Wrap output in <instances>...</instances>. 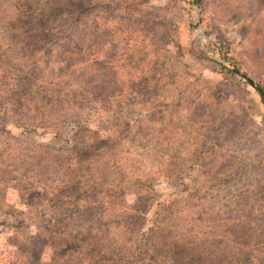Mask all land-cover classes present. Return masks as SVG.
I'll return each mask as SVG.
<instances>
[{"label": "rangeland", "instance_id": "rangeland-1", "mask_svg": "<svg viewBox=\"0 0 264 264\" xmlns=\"http://www.w3.org/2000/svg\"><path fill=\"white\" fill-rule=\"evenodd\" d=\"M256 84L264 0H0V264H82L122 217L190 237L191 264H264Z\"/></svg>", "mask_w": 264, "mask_h": 264}, {"label": "trees", "instance_id": "trees-1", "mask_svg": "<svg viewBox=\"0 0 264 264\" xmlns=\"http://www.w3.org/2000/svg\"><path fill=\"white\" fill-rule=\"evenodd\" d=\"M176 46L180 48L182 47L181 39L177 40ZM223 54L225 56L224 58L227 61L231 62L236 67L239 66L240 61L237 59L236 55L229 48L226 51H224ZM197 57H199L197 60H199L201 64V66L197 67V69H202L203 67L207 66V67H212V68H218L220 72H222L224 76H227V77H233L235 74V70L227 67L223 62L219 61L218 59H212V58L210 59L209 57H205V56H197ZM236 80L237 79L234 78L235 82ZM262 102L264 103V98H262ZM255 110L257 112L261 111L259 105H257L256 103H255ZM162 206H163L162 209L164 211H169V208H168L169 204L163 202ZM64 210H65V214L70 213L67 209H62V212L58 214V217H56L55 220L57 219L60 220L62 218ZM109 223L110 224L112 223L113 226H115V228L119 231V234H120L119 237L116 236L115 239H112L110 244H113V246H109V248L106 247L105 249H102L96 254L87 256L86 257L88 258L87 261L85 260L86 259L85 258L84 259L85 262L82 264H129L131 260L137 259L140 253L147 254L152 251L157 252V254L155 255L154 262H152L153 264L154 263L158 264L156 263V259L158 258V256L160 260H162L161 257L165 256V254L168 251H172V253L176 257L175 259L176 264L177 262L178 264H191L193 261V259L189 258L192 252L190 251L189 247L186 244V239L187 241H190L189 240L190 237L188 238L185 237L186 239L181 238L184 244L183 246L181 245V247H178L177 246L178 240H176L177 238L174 237L175 234H173L170 230H163L162 232H159V233H151L147 230L143 232L133 233L132 236L128 237L126 233L127 231L125 232V230L126 228L131 230L132 228L131 226L132 224H134L133 220L131 221L129 218L122 217L120 219H116L111 222L109 221ZM159 225H160L159 220L155 218L149 227H152V229L155 230L159 228ZM58 238H59V235H58ZM93 239H94V242L100 241L97 236H95V238L94 237L88 238L89 242H93ZM60 244H61V241H58V245ZM87 245H90V244H87ZM134 246L136 247V250H139V252L136 253L135 255H130L132 252L131 250ZM57 253L56 254L54 253V255L52 256L51 264H62L59 262L60 258H58ZM76 253L77 255H79V258L83 259V256L82 254H80V251H76ZM66 258H69V256H66ZM178 258H181V260ZM171 264H174V263H171Z\"/></svg>", "mask_w": 264, "mask_h": 264}, {"label": "water", "instance_id": "water-1", "mask_svg": "<svg viewBox=\"0 0 264 264\" xmlns=\"http://www.w3.org/2000/svg\"><path fill=\"white\" fill-rule=\"evenodd\" d=\"M249 80H250L252 83H254V80H253V79L249 78ZM256 88L261 92V94H262L263 97H264V91H263V89H262L259 85H257V84H256Z\"/></svg>", "mask_w": 264, "mask_h": 264}]
</instances>
